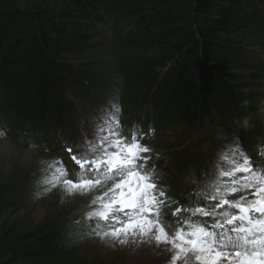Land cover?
Segmentation results:
<instances>
[{
    "label": "trees",
    "instance_id": "1",
    "mask_svg": "<svg viewBox=\"0 0 264 264\" xmlns=\"http://www.w3.org/2000/svg\"><path fill=\"white\" fill-rule=\"evenodd\" d=\"M259 52L264 0H0V129L10 134L0 142L34 144L45 128L50 143H35L50 150L53 133L89 122L95 106L134 105L124 109L133 121L150 103L175 201L205 162L184 141L208 131L236 144L264 121ZM35 184L0 178V264H89L85 222L46 228L21 216Z\"/></svg>",
    "mask_w": 264,
    "mask_h": 264
},
{
    "label": "snow or ice",
    "instance_id": "2",
    "mask_svg": "<svg viewBox=\"0 0 264 264\" xmlns=\"http://www.w3.org/2000/svg\"><path fill=\"white\" fill-rule=\"evenodd\" d=\"M115 107L96 123L83 146L69 148L76 178L57 162L56 179L38 185L36 198L60 189L62 196L85 197L90 235L107 246L130 252L144 246L159 249L165 264H264V174L254 170L240 151L219 173L199 202L169 214L166 192L149 166L151 149L137 133L125 137L118 129ZM181 213L187 215L181 216Z\"/></svg>",
    "mask_w": 264,
    "mask_h": 264
},
{
    "label": "rangeland",
    "instance_id": "3",
    "mask_svg": "<svg viewBox=\"0 0 264 264\" xmlns=\"http://www.w3.org/2000/svg\"><path fill=\"white\" fill-rule=\"evenodd\" d=\"M258 55L264 59V52H259ZM98 56L102 57L101 54ZM262 91L264 92L262 89H257V92ZM96 123L99 122L90 121L89 132H92ZM203 146L208 147L207 145ZM223 147L229 153L228 159L230 153L236 151L227 144ZM51 156L52 153L39 148L19 149L13 140L0 142V178L7 179L10 176L12 181L21 179L24 185L32 182L37 183L34 185L35 198L33 197L32 203L24 205L21 216L26 215L36 226L46 228L65 223L77 224L78 222L91 221L94 224V218L87 217L89 209L85 206V197L80 195L62 196L57 187L55 190H50L47 195L36 198L38 185L41 181L44 183L49 181L47 177L41 175V165H44L43 171L46 173L45 162ZM219 162L222 163L221 160ZM227 165L229 166L230 163ZM163 184L167 183L163 181L161 185ZM81 239V255L89 264H165L164 256L159 253V249L153 246L146 245L143 250L133 253L126 247L107 246L98 236L90 235L87 232L82 235Z\"/></svg>",
    "mask_w": 264,
    "mask_h": 264
}]
</instances>
